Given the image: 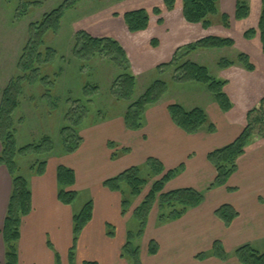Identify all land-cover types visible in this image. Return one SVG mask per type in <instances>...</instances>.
Masks as SVG:
<instances>
[{
	"label": "crops",
	"instance_id": "0c3cea01",
	"mask_svg": "<svg viewBox=\"0 0 264 264\" xmlns=\"http://www.w3.org/2000/svg\"><path fill=\"white\" fill-rule=\"evenodd\" d=\"M252 1L256 2L259 13L261 0ZM258 39L256 36L249 40L255 47L253 54L262 53ZM154 40L157 47L159 42ZM231 70V77L224 79ZM256 71L255 65L254 71H247L248 74L235 66L222 70L219 76L226 82L223 91L232 105L228 112L221 111L210 94H206L202 105L188 107L180 103L186 110L198 107L204 111L207 124L196 134L188 135L174 125L167 107L175 101L168 103L163 98L146 108L145 122L140 130L125 128L124 112L83 129L79 133L82 141L75 152L58 158L60 162L47 160L44 173H31L27 180L31 211L20 225L18 264H56L58 254L62 255V258L58 256L59 263L68 264L72 216L78 212L74 207L80 201L82 208L88 200L92 201V218L77 239L74 264H129L121 257V248L127 232L136 230L130 226L134 222L132 212L149 190L143 189L145 192L132 199L130 209L122 214L121 194L105 188L103 183L131 167L139 168L141 175L159 179L150 175L146 166L148 158L157 159L164 173L183 166L182 171L164 184V192L191 188L203 195V201L179 219L164 223L158 221L157 205L152 207L143 235L137 240L141 264H240L234 252L244 245L263 253L264 137H252L248 141L244 154L237 160L236 171L225 186L210 188L216 171L207 160L209 153L236 140L245 126L246 113L264 99V77L258 78V86L253 87ZM251 86L254 90L250 94L246 89ZM254 94L256 100L252 98ZM208 125L214 127L213 132L208 131ZM110 143L113 148L109 147ZM59 165L74 172L71 190L77 193V198L71 206L63 205L57 199L56 169ZM146 170L148 172L144 174ZM10 191V176L4 167H0V229ZM82 196L84 203L80 200ZM225 205L237 214L228 226L215 215L216 210ZM108 226L113 230L112 236L108 235L111 231ZM151 241L158 247L154 255L148 252ZM215 242L222 246L226 255L224 261L212 254ZM4 250L0 235V264H4Z\"/></svg>",
	"mask_w": 264,
	"mask_h": 264
},
{
	"label": "trees",
	"instance_id": "16d2710c",
	"mask_svg": "<svg viewBox=\"0 0 264 264\" xmlns=\"http://www.w3.org/2000/svg\"><path fill=\"white\" fill-rule=\"evenodd\" d=\"M77 0H65L57 8L44 14L40 21L32 23L28 27V39L22 49V55L17 67L23 71L24 75L12 80L1 92L0 97V167H4L11 179V191L6 209L3 226L0 235L4 244V264H18L17 243L20 238V225L22 219L31 211V191L28 181L19 174L20 168L16 164L17 157L25 155L48 156L53 152V145L48 138H44L37 146L28 145L17 148L13 130L12 115L18 108V98L21 94L22 82L35 81L39 77V67L51 62L56 54L55 51L47 48L44 44V36L48 32L56 33L60 26V20L65 8L75 4ZM182 15L189 24H200L204 29L211 26L210 19L218 13L220 0H182ZM165 9L172 11L175 7V0H164ZM153 14L159 16L162 11L155 8ZM250 13L249 5L246 0H237L235 3L234 20H245ZM149 15L145 9L131 10L123 14L122 18L126 29L130 34L145 31L149 26ZM221 23L228 27L229 17L221 14ZM159 23H162L159 20ZM256 36L259 38L260 48L264 54V0H261L260 16L257 26L248 29L243 33L245 40H252ZM155 47L157 42H151ZM235 42L232 38L221 36H207L184 48L177 49L172 60L167 64L157 67L158 71L163 69L175 68L177 74L174 79L179 82L191 81L206 86L207 91L213 97L221 111L228 112L231 109V102L223 91L225 81L213 79L208 69L200 64L187 60L190 53L197 50H211L232 48ZM181 49L186 52L180 58L177 54ZM105 55L109 60L117 63L125 60V52L117 41L110 38H95L85 31L78 32L75 39L73 56L88 60L95 56ZM180 63V64H178ZM235 64L241 65L246 71H254V65L250 62L248 55L239 54L236 61L221 59L218 63L219 68L226 69ZM43 83L47 78H40ZM53 84V82H47ZM113 89L118 98L130 101L135 88V77L124 74L116 78L113 82ZM92 94L97 90L95 87L87 88ZM167 86L163 81H155L142 95L126 107L123 114L125 128L129 131L140 130L143 126V115L148 106L156 104L166 92ZM74 109L66 114L71 125L64 127L61 132L62 150L64 154L75 152L82 139L74 130L80 121L86 116L87 110L82 107L80 101L72 103ZM169 116L179 129L188 135L198 133L206 124L207 117L201 108L195 107L191 110L184 109L180 104L174 103L167 107ZM214 127L208 125V131L213 132ZM252 137H264V99L260 104L245 115V126L241 134L230 145L215 150L208 154L207 160L214 167L216 176L211 184L212 187H222L226 185L228 178L237 169V160L245 152L246 145ZM113 148V144H109ZM127 152V150H124ZM46 161L41 160L32 164L29 170L36 175L44 173ZM146 166L152 177H160L150 187L141 203L133 210L132 219L136 223V230L128 231L125 244L121 248V257L129 264H141L139 259V246L137 240L142 237L147 217L156 204L159 215V223L174 221L179 219L190 208L198 206L203 201V195L191 188H183L170 192H164V184L178 172L182 171L181 165L178 169L164 173L161 163L155 158H148ZM148 177L141 175L140 169L131 167L114 178L108 179L103 186L111 191L119 192L122 196L121 209L125 214L131 206L132 199L141 195L148 183ZM56 180L58 184L57 199L66 206H71L77 198V193L71 190L74 184V172L59 165L56 169ZM225 226H228L232 219L236 217V212L230 206H222L215 212ZM92 218V201H86L82 208L72 216V245L68 252V264H74V250L77 239L86 224ZM109 236L113 235L111 226ZM158 247L154 241L149 243V254H156ZM212 254L219 260L224 261L226 255L219 242L212 246ZM234 256L240 264H264V253L256 251L250 245H244L235 250ZM201 258V256L199 257ZM56 264L59 257L56 256ZM96 264V263H84Z\"/></svg>",
	"mask_w": 264,
	"mask_h": 264
},
{
	"label": "rangeland",
	"instance_id": "374dc122",
	"mask_svg": "<svg viewBox=\"0 0 264 264\" xmlns=\"http://www.w3.org/2000/svg\"><path fill=\"white\" fill-rule=\"evenodd\" d=\"M64 1L0 0V97L1 92L12 80L26 74L20 71L17 65L28 39L29 25L40 21L44 14L57 8ZM181 1L175 0V7L170 12L165 9L164 0H77L75 4L64 9L58 31L48 32L44 36L45 46L56 52L51 62L39 67V77H46L47 81L43 83L37 77L33 82H22L18 108L12 115L17 148L37 146L44 138H48L54 149L48 156L30 154L17 157L16 164L20 168L21 176L26 180L30 179L32 172L29 167L37 161L60 162L58 158L67 156L62 150L60 132L64 127L71 125L68 122L69 118L66 119V114L75 108L72 106L73 102L80 101L82 107L87 110L86 116L75 127L74 131L77 134L98 121L125 112L126 107L155 81L166 83L167 90L161 99L168 103L173 100L185 106L202 105L206 94L209 96L205 85L177 81L174 77L179 73L175 72V68L157 70L159 65L172 60L177 49L184 48L201 38L229 37L234 40L235 46L197 50L190 53L187 60L206 67L210 76L220 81L231 77L233 72L231 70L224 75V79L219 76L223 70L218 66L221 59L236 61L239 54L249 55L250 62L257 68L253 87L255 89L258 86V78L264 77V55L259 51L253 54L252 50H255L253 43L250 44L243 38L245 31L257 26L260 9L258 13L256 2L246 0L250 9L249 16L245 20L236 21L233 16L237 0H220L218 13L210 19L211 26L204 29L200 24H189L184 20ZM155 8L162 11L159 16L153 14ZM136 9L147 11L150 16L149 27L142 33L131 35L122 16ZM221 14L228 15V27L221 23ZM159 20L164 23H159ZM81 31L95 38H110L117 41L124 50L126 59L123 61L119 59L115 63L104 54L88 60L73 56L76 35ZM154 39L159 42L157 47L151 43ZM185 52V49H181L177 57L184 56ZM234 66L242 68L246 74L249 72L241 65ZM125 73L135 77V88L130 101L118 98L112 87L116 78ZM90 87L97 90L87 94L90 92L87 88ZM253 87L247 88L246 92L251 94ZM252 98L256 100V94ZM259 104L260 101L255 106ZM144 122L145 120L143 124ZM147 172L144 171V174ZM147 180L145 191L149 190L157 179L149 177ZM80 200L82 203L85 202L83 196ZM80 209L79 201L74 210ZM130 226L136 228L133 221ZM58 256L62 258V255Z\"/></svg>",
	"mask_w": 264,
	"mask_h": 264
}]
</instances>
